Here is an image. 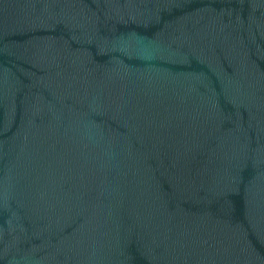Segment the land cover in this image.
<instances>
[{"label":"water","instance_id":"obj_1","mask_svg":"<svg viewBox=\"0 0 264 264\" xmlns=\"http://www.w3.org/2000/svg\"><path fill=\"white\" fill-rule=\"evenodd\" d=\"M0 264H264V0H0Z\"/></svg>","mask_w":264,"mask_h":264}]
</instances>
